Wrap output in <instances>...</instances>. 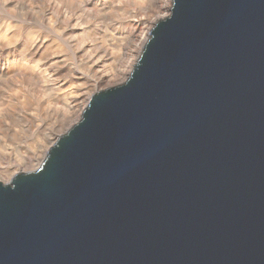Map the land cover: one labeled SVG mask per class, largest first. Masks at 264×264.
Instances as JSON below:
<instances>
[{"label": "water", "instance_id": "obj_1", "mask_svg": "<svg viewBox=\"0 0 264 264\" xmlns=\"http://www.w3.org/2000/svg\"><path fill=\"white\" fill-rule=\"evenodd\" d=\"M0 264H264V0H173L126 81L0 182Z\"/></svg>", "mask_w": 264, "mask_h": 264}, {"label": "bare ground", "instance_id": "obj_2", "mask_svg": "<svg viewBox=\"0 0 264 264\" xmlns=\"http://www.w3.org/2000/svg\"><path fill=\"white\" fill-rule=\"evenodd\" d=\"M133 1L137 2V4L140 7H142L141 8L142 11L135 13V16L133 18L134 20H132L133 22V28L131 27L132 32L130 33V35L129 34L128 35L131 37V41L133 43L129 44L127 48L129 47L128 49H130L131 51V57L132 56L134 57L135 55L137 60L147 40L149 39V35L146 34L145 30L147 29L149 31V29L153 25L150 24L149 21L150 12L151 11L153 12L152 9L155 8V10L158 11V14L162 13V10L164 9L163 6L164 2L162 0H133ZM167 1L168 3L167 4L165 3V6L172 7L173 0H167ZM95 3H99V4L102 3L100 4L101 7L98 10V12L105 10L106 5L103 4V0H101V2L100 0H89L88 2H86L85 5L88 7L95 5ZM9 6L12 7V10L8 12L7 17H5L4 19H0V117L2 115L5 117L16 116L15 108L20 105L19 108H21V112H22L21 119L23 120L24 116L25 118L31 117L30 118L31 127H29V129L30 130L44 129L42 128V124L37 123L39 121L35 119L36 116L32 117L33 114L30 113L33 110L32 109L33 98L29 99L28 96L25 97L23 101H21V98H23L22 92H24L22 87L26 86L30 91H33V88L35 87L36 80H30L28 81L30 83L27 84V81L24 79L26 78V76L23 74V72H21V69L23 67L25 68L29 67L31 73H29L30 75H28V77L31 76L30 79H35L36 75L39 77L36 83V87L41 82V86L39 85L40 86L39 88L42 89V92L45 94H49L47 96L50 95L52 96V98L48 101L49 102L48 105L51 109L55 108L58 110V113L63 114V116L61 117L62 121L60 122L61 125L63 123L65 125V122L69 120V118L75 113V111H79L78 109L83 110V108L81 109V103L85 101V98L86 96H88L89 93H88V89L85 88H81L79 90L76 89L73 91L68 90L69 87H71V85L76 82L72 80L74 78V75L71 72V67L69 66L66 67L64 66L65 64L62 65L63 54L56 55L52 53L46 56V53H48L49 49H51L52 47V43H50L51 41H49L46 35H44L45 33H44L42 20L45 19L46 21L48 20L49 23H53V22L57 23L56 21H53V9L55 7H61V8L64 7L65 16H67L69 10V4L67 1L64 0H40V6H36V5L32 6V4L28 5L27 3L14 4L12 0H0L1 12L2 10L4 12L7 11L9 9L8 8ZM149 10L151 11L149 12ZM40 14H43V16L44 14H47L48 16L47 18H43L42 16H40ZM70 19L69 21L64 20V23L60 25L59 29L62 30V36L64 37L68 36L69 34H73L71 38L73 39L77 35L76 30L80 29L83 32L86 27H82V25L79 23L80 22L79 20H81L80 16L76 15L75 17ZM153 21L157 23L159 19L155 18ZM39 28L43 29L42 32L43 35L40 34L38 30ZM23 32L26 35L25 40L28 41L26 45H24L25 40L21 42L22 41L21 39L20 40L15 39L17 36L20 37V35H23ZM118 34L120 35L118 36ZM122 34H123L122 29L121 31L120 29L118 30L117 28L116 29L112 28L110 30L108 29V31L100 35V38L102 40V45L99 48H95L89 45L83 49V52L85 54L88 53L90 54L87 57L88 62H87V67L85 68L90 70L91 73L89 74L91 76L94 75L93 79L95 83L93 84V89L98 90L99 83L101 84V82L106 81L110 83V81L116 78L119 73L122 74V72L125 69L124 67L130 65L129 67L130 69L127 67L128 70H131L133 68V65L135 63L134 61L136 60H134L131 64L126 62L125 66L124 64L121 65L119 73L118 70L115 69V66L118 64L119 58H121L120 56L122 52L121 42L123 41L122 39L123 37H121ZM88 35H90V33ZM83 36L86 37L87 32H83ZM19 48L21 49L19 50ZM13 50H15V52ZM82 62H85V60L82 59ZM67 74H70L69 76L70 79L65 77V75ZM76 80L78 82L80 78ZM9 82H11L12 84H8ZM25 83L27 85H25ZM41 89L38 90L40 91ZM48 105L46 103V106ZM57 122L52 127H50V132H44L46 128L42 130L43 133L41 134H43L42 139L44 141L46 139L48 140V138L51 135H53L52 133L56 131L55 126ZM39 145L38 147L39 149H41L43 145L40 146ZM36 147L35 148L32 147L33 149L30 150V152H26L27 153L26 157L21 159L19 163L17 162V165L9 164L7 166L0 167V182L5 183V181L8 178L9 179L12 178L14 175L18 174V172L21 173L23 170L22 167H24L27 164V162L28 164H31L34 162L35 163L41 162L42 159L44 160V156L48 153V150L50 148L47 147L46 150L43 152L42 156L39 157L40 152L38 153L37 151L38 148L36 149ZM4 155L6 156L5 158L7 159L8 157L7 154L4 153Z\"/></svg>", "mask_w": 264, "mask_h": 264}, {"label": "rangeland", "instance_id": "obj_3", "mask_svg": "<svg viewBox=\"0 0 264 264\" xmlns=\"http://www.w3.org/2000/svg\"><path fill=\"white\" fill-rule=\"evenodd\" d=\"M12 1L14 4H18V3H25L26 4L27 3L28 5L32 4V6H34V5L40 6V0H34V1L33 0H31V1L30 0H12ZM64 1H67L69 4V10H68L67 16H65L64 7L63 8L55 7L53 9V21H56L57 23H55V22L49 23L48 20L47 21L45 19L42 20L43 21V27H44V33H45L44 35H46L47 39L49 41H51L50 43H52V47H51V49H49L48 53H46V56H48L52 53H54L56 55H58V54L62 55L63 54L62 55V60H63L62 65L65 64L64 66L71 67V72L74 75V78L72 80H74V82H76V83L72 84L73 86L71 85V87H69V89H68L69 91L70 90L73 91L76 89L79 90L81 88L88 89L89 94L85 98V101H84L85 103L84 102L81 103V109L83 108V110L78 109L79 111H75L76 114L74 113L69 118V120L67 122H65V125H64V123L61 125L60 121H62L61 117L63 116V114L58 113V110L55 108L51 109L48 105V103H49L48 101L52 98V96L51 95H50L51 97L47 96L49 94H45L42 92V89L39 88L41 86V82L39 84L40 86L38 85L36 87V83H37L39 77L36 75L35 79H30L31 76L28 77V75H30L29 73H31L30 68L28 66H26V67H28L29 69L23 67L21 69V72H23V74L26 76V78H24V79L27 81V84L30 83V82H28L30 80H36V82H35V87L33 88V91H30L28 89V87L25 86V85H27L25 83V85H24L25 87H22L24 92H22L23 98H21V101H23L25 99V97H28V96H29V99L33 98V100H32L33 101V107H32L33 110L30 112L31 114H33L32 117L36 116L37 118H39V119H37L35 117V119L39 121L37 123L42 124V128H44V129L46 128L44 132H50V127H52L58 121L56 126H55V130L57 132L54 131L52 133L53 135H51L48 138V140L46 139L45 140L46 142H45L42 139L43 134H41V133H43L42 130H44V129L41 128L42 130H36V129L30 130L29 127H31V125H30L31 124V121H30L31 117L25 118V116H24L23 120L21 119L22 112H21V108H19L20 105L15 108L16 116L5 117L2 115L3 117L2 116L0 117V167L7 166L9 164H16L17 165V162L19 163V161L21 159L26 157V155H27L26 152H30V150H32L36 146H37L36 149L38 148V150H37L38 153L40 152L39 157H41L43 152L46 150L47 147H49V148L52 147L61 135L65 134L74 124H76L80 120L81 115H82L84 109L86 108L90 97L94 93H96L100 90L115 87V86H118V85L124 83L126 81V79L128 78V76L130 75L132 69H133L132 68L131 70H128V68L130 67V65H128V66L124 67L125 69L122 72V74L119 73L121 65L124 64V66H125L126 62L131 64L134 60H136L135 55H134V57L133 56L131 57V51H130V49H128L129 47L127 48V46H129V44L133 43L131 41V37L129 35L132 32V29H131V27L133 28L132 20H134L133 18L135 16V13L142 11V9H141L142 7H140L137 4V2H134L133 0H103V4L106 5V8L104 11L98 12V10L101 7L100 4H102V3H100V4L95 3V5L87 7L85 4L89 0H64ZM162 1L164 2V4H163L164 9L162 10V13L158 14V11L155 10V8L152 9L153 12L151 10H149V12L150 11L152 12V13L150 12L149 21H150V24H153V25L151 26L149 31L147 29L145 30L146 34H148V35L150 34V31L152 30V28L156 24V22L153 21L155 18L162 20V19L168 17L170 14L171 6L170 7L165 6V3L167 4L168 1L167 0H162ZM100 2H101V0H100ZM8 8L9 9L5 12L3 10H2V12L0 11V19H4L5 17H7L8 12H10V10H12L11 6H9ZM78 14H80V15H78ZM74 15L80 16L82 21L79 20L80 21L79 23L82 25V27H86V28L88 27L87 29L85 28L83 31V32H87L86 37L83 36V32L80 29L76 30L77 35L73 39H71L73 34H69L66 37L62 36V30L59 29L60 25H62L64 23V20L69 21L70 18L75 17ZM40 16H42L43 18H47L48 15L44 14V16H43V14H40ZM64 17H67V18H64ZM158 17H160V18H158ZM70 20H72V19H70ZM89 22H91L92 24ZM84 24H86V25H84ZM88 24H90L91 26ZM115 27L118 30L120 29V31L122 29V32H123V34L121 35V37H123L122 38L123 41L122 40H121L122 42L120 41L121 42V50H122V52L120 54L121 58H119L118 64L116 63L117 65L115 66V69L118 70L119 74L116 78H114L112 81H110V83H108L106 81L101 82V84L99 83L98 90H96V89H93V84L95 83L94 79H93L94 75L91 76L89 74V73H91L90 70L85 68V67H87V62H88L87 57L90 54L89 53L85 54L83 52V49L89 45H91L92 47H95V48H99L102 45V40L100 38V35L104 34L106 31H108V29L109 30L112 28L116 29ZM120 27H122V28H120ZM143 27H145V26H143ZM38 30H39L40 34H42L43 29L39 28ZM89 33H90V35H88ZM119 35L120 34H118V36ZM15 39L16 40L21 39L22 40L21 42H23L26 39V35L23 32V35H20V37L17 36ZM27 43H28V41L25 40V44L24 43L23 44L26 45ZM20 49L21 48H19V50ZM13 51L15 52V50H13ZM64 56H65V58H64ZM8 59H10V58H8ZM82 59H84L85 62H82ZM137 60L134 61L135 62L134 65L136 64ZM134 65H133V67H134ZM23 74H21V75H23ZM69 76H70V74L65 75L66 78L70 79ZM75 78L76 79L80 78V80L77 82V80ZM12 79H14V78H12ZM8 84H12V83L9 82ZM78 84L79 85L81 84V85L79 86ZM38 89H41V90L39 91ZM37 91H39V92H37ZM40 95H42V96H40ZM37 97H38V99H37ZM43 97H45V98H43ZM46 99H48V100H46ZM46 103L48 106H46ZM82 106H84V107H82ZM56 116H57V118H56ZM56 119H59V120H56ZM52 122H53V124H52ZM41 140L43 143L41 142ZM5 141H6V143H5ZM39 144L40 145L44 144L41 149H39V147H38ZM2 146H3V149H2ZM5 146H6V149H5ZM27 150H29V151H27ZM4 153L7 154V156H8L7 159L5 158L6 156L4 155ZM46 155L44 156V158L46 157ZM42 161H43V159H42ZM41 162H36V163L34 162L31 164H28V162H27V164L24 167H22L23 168L22 172H30V171L36 170L39 167V165L41 164ZM8 179L5 181V183H8L11 180V178L9 180Z\"/></svg>", "mask_w": 264, "mask_h": 264}]
</instances>
